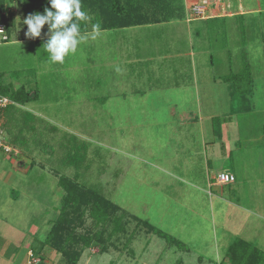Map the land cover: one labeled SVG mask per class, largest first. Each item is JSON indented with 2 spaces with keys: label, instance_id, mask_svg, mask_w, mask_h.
I'll list each match as a JSON object with an SVG mask.
<instances>
[{
  "label": "rangeland",
  "instance_id": "obj_1",
  "mask_svg": "<svg viewBox=\"0 0 264 264\" xmlns=\"http://www.w3.org/2000/svg\"><path fill=\"white\" fill-rule=\"evenodd\" d=\"M185 2L188 20L229 17L190 28L200 29L192 36L193 57L183 34L171 38L168 26L144 29L152 36L151 55L138 63L139 79L124 81L135 92L129 97L115 82L122 52L134 55L123 46L131 38L124 41L117 29H90L81 33L86 39L74 54L51 63L43 46L47 25L41 37H26L21 19L27 16L13 2L19 15H10L8 41L0 42V78L37 92V100L22 108L40 116L41 127L58 131H46L44 146L30 142V150L0 147V251L9 254L0 255V264H28L39 255L45 264H66L58 252L39 246L64 193L59 175H72L59 160V137L66 132L89 144L91 166L80 181L100 183L126 223L104 246L79 247L77 264H229L227 247L237 238L264 253V88L256 84L264 86V0ZM196 5L203 11L195 12ZM245 45L261 76L247 96L251 105L241 95L230 96L218 78L240 66ZM171 48H180L181 58L166 59ZM168 69L171 76L164 73ZM168 79L189 87L171 91L162 86ZM3 135L9 143L7 129ZM222 170L233 172L235 181L216 182L212 176ZM91 220L86 214L84 224Z\"/></svg>",
  "mask_w": 264,
  "mask_h": 264
},
{
  "label": "trees",
  "instance_id": "obj_2",
  "mask_svg": "<svg viewBox=\"0 0 264 264\" xmlns=\"http://www.w3.org/2000/svg\"><path fill=\"white\" fill-rule=\"evenodd\" d=\"M14 1L20 4V10L25 16L35 13L43 14L44 9L50 7L48 0H0V24L5 27L6 40H8L10 29L9 8ZM80 2L82 10L87 13L86 20H77L81 33H86L90 29L112 30L169 21L182 18L184 14L181 0H80ZM238 15L242 18L244 13ZM244 47L240 66L234 71L230 69L227 74L218 78L227 83L230 96L241 95L246 103L244 105H251L252 99L247 96L252 92L254 79L258 74L254 72V67L248 58L246 45ZM0 94L7 96L13 102L0 110V125L3 130L9 131V143L13 147L30 150V142L36 147L44 146L42 136L45 132L57 133L55 126L50 125L46 130V126L41 127L44 123L40 116L22 108L23 105L37 100V92L27 89L24 85L12 88L8 84L0 83ZM59 138H61L59 148L63 150L59 160L67 169L72 170V175L70 177L59 175L58 183L64 193L58 214L49 222V228L43 239L39 240V246H48L58 252L66 264H77L81 254L79 247L85 248L93 242L104 246L112 234L123 233L126 230V223L116 214L118 208L106 196L100 183L80 181L81 172L88 171L91 166L88 142L69 132L62 134ZM50 153H53L52 149ZM86 214L92 219L89 225L84 224ZM138 222L149 232L163 235L161 229L149 222L145 220ZM109 224H112L110 232L107 231ZM95 227L97 230H94ZM34 251L36 253V250ZM226 254L229 264H264V253L243 239H235L227 247ZM28 264H45L44 257L39 255L36 262L31 261Z\"/></svg>",
  "mask_w": 264,
  "mask_h": 264
},
{
  "label": "crops",
  "instance_id": "obj_3",
  "mask_svg": "<svg viewBox=\"0 0 264 264\" xmlns=\"http://www.w3.org/2000/svg\"><path fill=\"white\" fill-rule=\"evenodd\" d=\"M182 4H183V9H184V14H183L184 17H182V18H176V19H172V20H169V21H162V22H156V23L133 25V26H129V27L117 28V30H120V31L123 32L122 34H120V37L122 39H124V41L126 40V38H128V39L131 38L132 39L131 43L127 42L126 45L123 44V46L126 49L132 50L133 54H134L132 56H124L123 55L124 51H123L122 52V59L120 60V61H122V63L118 66V71H117L118 73H117L116 80H118V81H116L115 84L119 87L121 92L123 94H125L126 96H128V94H130V93H135V92H133V90L127 91L126 88H125L126 87V83L124 81L126 79H135L137 77L139 79L140 76H138V71L137 70H139L141 65H139L138 63H142L145 60L146 57H149L151 55L150 54V50L147 47H149L150 42L152 41V40H150V38H152V36L148 39V37H147L148 34H147V32L145 30L148 31V29H150V28H153V30H154L155 28H159V27L161 29V28H163V26H168L172 30L171 32H169L171 38H176V37H178L179 34H183L185 36V38L187 37L188 42L191 45L190 48H189V52L188 53H189V55H191L193 57L194 56L193 55L194 54L193 53L194 52L193 51L194 45L192 44V41H193L192 36L198 35V33H200L199 32L200 29L197 28V27H194L190 31V28L193 25L196 26V23H198V22H202V23L206 24L209 21L220 20V19H223V18H225L227 16L229 17V15L221 13V14L206 15V16L201 15V16L194 17V18L188 20V19H186V15H185V12H186V2H185V0H182ZM12 5H13V3L11 4V6L9 8L10 9V15H12V16H14L16 18V17H18L19 12L18 13L15 12L13 10L14 7H12ZM15 10H17V9L15 8ZM15 18H14V20H15ZM20 18H22V17H20ZM21 20H22V23H23L24 18L21 19ZM21 26L24 27L25 31H27V25L22 24ZM176 28H177V30H176ZM102 30H104V29H102ZM112 30H114V29H112ZM142 30H144V31H142ZM206 30H207V28H206ZM96 31L99 32L101 30H92V33H95ZM8 33H9V31H8ZM6 41H8V40H6ZM173 42H175V40ZM171 43H172V41L169 42L170 45H172ZM168 51L169 52H168V54L166 56V59L168 57L173 58V56L176 57V58H181V51L182 50H180V48L179 49L171 48V49H168ZM172 51H173V54H172ZM151 53H152V50H151ZM185 53L186 52H184V51L182 52L183 55ZM168 60H170V59H168ZM116 61L117 60L114 58V59H111L109 61V63L111 65L112 63H115ZM191 64H192V66H195V59L194 58L191 60ZM164 73L167 74V76H171V74L173 72L171 70H169V72H164ZM175 73L178 74L180 72L179 71H175ZM176 77H178V75H176ZM259 77H261V76L257 75L255 77V80L259 79ZM160 78L164 79L165 77L160 76ZM158 81H159V79H158ZM179 81H180L179 79L178 80H174V81L168 79V82L166 84H164V80H163L162 86L163 87H166V86L170 87L168 89L171 90V91L174 90V88H176V90H177V89H180L181 87L183 89L189 87L188 84H186L184 81L183 82H179ZM0 83L8 84L12 88H17L20 85H23V84H18V83L17 84L16 83H12V82L6 81L5 79H1V78H0ZM122 83L124 84V88H123V84ZM160 84H161V82H160ZM256 84H257L258 88H260V87L264 88V86L260 85L258 83V81H257ZM137 85H139V84H137ZM27 86L32 87L33 83L32 82L29 83V81H28ZM140 88H141V86L140 87L139 86L136 87V89H140ZM121 92L117 91V93H121ZM167 92L169 93L170 91H167ZM222 171H227V170H222ZM227 172H229V171H227ZM231 173H233V172H231ZM212 177H213V179H215V176H212ZM26 253H27V251H26ZM0 255H2L4 257V259L9 256L8 252L5 253L3 251L2 252L0 251Z\"/></svg>",
  "mask_w": 264,
  "mask_h": 264
},
{
  "label": "clouds",
  "instance_id": "obj_4",
  "mask_svg": "<svg viewBox=\"0 0 264 264\" xmlns=\"http://www.w3.org/2000/svg\"><path fill=\"white\" fill-rule=\"evenodd\" d=\"M50 7L43 14H29L23 24L27 25L26 37H41L45 25L48 28V39L44 48L49 54L51 63H63L65 57L74 54L78 45L86 39L81 35L77 22L86 20L87 13L82 10L80 0H48Z\"/></svg>",
  "mask_w": 264,
  "mask_h": 264
},
{
  "label": "built area",
  "instance_id": "obj_5",
  "mask_svg": "<svg viewBox=\"0 0 264 264\" xmlns=\"http://www.w3.org/2000/svg\"><path fill=\"white\" fill-rule=\"evenodd\" d=\"M194 11L199 12L203 11V9L200 7V5L194 6ZM7 39L6 30L3 24H0V42H3ZM13 103L11 99H9L7 96L0 94V110L3 109L8 104ZM4 130L2 126L0 125V147L4 149L5 151H14L17 153V149L15 147H12L7 140L5 139ZM215 180L218 183H231L235 181V175L231 172L227 171H220L216 176Z\"/></svg>",
  "mask_w": 264,
  "mask_h": 264
}]
</instances>
